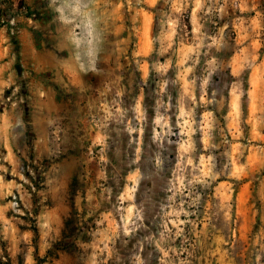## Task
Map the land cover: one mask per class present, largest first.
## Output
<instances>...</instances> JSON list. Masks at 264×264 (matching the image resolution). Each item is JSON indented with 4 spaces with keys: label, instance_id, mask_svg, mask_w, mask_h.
Returning a JSON list of instances; mask_svg holds the SVG:
<instances>
[{
    "label": "rangeland",
    "instance_id": "obj_1",
    "mask_svg": "<svg viewBox=\"0 0 264 264\" xmlns=\"http://www.w3.org/2000/svg\"><path fill=\"white\" fill-rule=\"evenodd\" d=\"M0 29V264H264V0H0Z\"/></svg>",
    "mask_w": 264,
    "mask_h": 264
},
{
    "label": "crops",
    "instance_id": "obj_2",
    "mask_svg": "<svg viewBox=\"0 0 264 264\" xmlns=\"http://www.w3.org/2000/svg\"><path fill=\"white\" fill-rule=\"evenodd\" d=\"M4 31H5V33H7V30L0 29V39H1L0 43L7 40V38L5 39V36L2 35L4 33ZM3 37H4V40H3ZM18 40H19L20 45L24 46V47L25 46H31L32 43H33L32 39H31V34L26 32V31L22 32V33H20V35H18ZM4 48L7 49L8 46L6 45V46H4ZM8 65H10V61L9 60L5 61V63H3L2 66L3 67H8Z\"/></svg>",
    "mask_w": 264,
    "mask_h": 264
},
{
    "label": "trees",
    "instance_id": "obj_3",
    "mask_svg": "<svg viewBox=\"0 0 264 264\" xmlns=\"http://www.w3.org/2000/svg\"><path fill=\"white\" fill-rule=\"evenodd\" d=\"M148 106H147V104H146V109H147V114H148V116L150 115V113H151V111H150V109H149V107L147 108ZM147 143V138L145 137V144ZM144 150H145V148H143ZM109 156H110V160H111V162H110V166H113L114 164H116V163H118V160H117V157H116V155H115V153L113 152V150H110L109 151ZM145 159V157L143 156L142 157V161ZM140 169L142 170V172L144 173V174H146L145 173V170H144V167L143 166H141L140 167ZM125 171H126V169H125ZM108 172H109V170H108ZM150 177V174L148 173V178ZM121 183L122 184H125L126 183V173H125V178L123 177H121ZM120 183V182H119ZM137 201H138V203L140 204V202H139V200L137 199ZM148 226H149V224H148Z\"/></svg>",
    "mask_w": 264,
    "mask_h": 264
},
{
    "label": "built area",
    "instance_id": "obj_4",
    "mask_svg": "<svg viewBox=\"0 0 264 264\" xmlns=\"http://www.w3.org/2000/svg\"><path fill=\"white\" fill-rule=\"evenodd\" d=\"M6 23H7L6 26L10 30V33L12 35H15L16 34V22H15V19H12L10 21H7Z\"/></svg>",
    "mask_w": 264,
    "mask_h": 264
}]
</instances>
